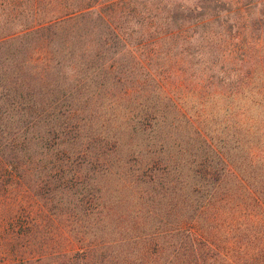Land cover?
<instances>
[{
    "label": "rangeland",
    "instance_id": "obj_1",
    "mask_svg": "<svg viewBox=\"0 0 264 264\" xmlns=\"http://www.w3.org/2000/svg\"><path fill=\"white\" fill-rule=\"evenodd\" d=\"M0 264H264V0H0Z\"/></svg>",
    "mask_w": 264,
    "mask_h": 264
},
{
    "label": "trees",
    "instance_id": "obj_2",
    "mask_svg": "<svg viewBox=\"0 0 264 264\" xmlns=\"http://www.w3.org/2000/svg\"><path fill=\"white\" fill-rule=\"evenodd\" d=\"M259 97H260V95H259ZM233 99V98H232ZM228 114H230V111L228 110ZM238 125V124H237ZM223 155H224V157H223ZM223 155L222 154H220V156H221V158L223 159V160H225V162H226V164L230 167V165L231 164H229L230 162H229V158H227V156H225V154L223 153ZM247 161L248 162H251V157L249 156V158H247ZM241 164H248V163H245V162H241ZM226 170H228V167H226L225 168ZM239 180L241 181V182H244V179H242L241 177H239Z\"/></svg>",
    "mask_w": 264,
    "mask_h": 264
}]
</instances>
